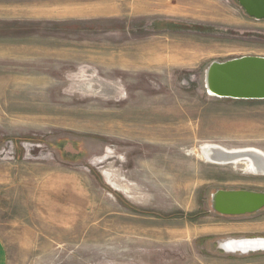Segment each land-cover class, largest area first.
<instances>
[{
	"label": "rangeland",
	"instance_id": "rangeland-1",
	"mask_svg": "<svg viewBox=\"0 0 264 264\" xmlns=\"http://www.w3.org/2000/svg\"><path fill=\"white\" fill-rule=\"evenodd\" d=\"M241 11L234 0H0L6 264H264V252L218 248L264 238V209L211 208L219 190L264 193V174L194 153L264 154V101L205 89L212 62L264 58V21Z\"/></svg>",
	"mask_w": 264,
	"mask_h": 264
},
{
	"label": "water",
	"instance_id": "water-1",
	"mask_svg": "<svg viewBox=\"0 0 264 264\" xmlns=\"http://www.w3.org/2000/svg\"><path fill=\"white\" fill-rule=\"evenodd\" d=\"M244 14L264 21V0H234ZM205 89L209 96L218 99L264 101V58L241 57L225 62H212L205 71ZM243 159L246 156H241ZM231 161H226L228 163ZM212 211L221 216L251 215L264 209V193L246 190H219L211 196ZM235 240L232 246L247 247L246 252L229 253L222 243ZM218 245L225 253L246 255L264 252V238L229 239ZM244 241L245 244L240 243Z\"/></svg>",
	"mask_w": 264,
	"mask_h": 264
},
{
	"label": "bare ground",
	"instance_id": "bare-ground-1",
	"mask_svg": "<svg viewBox=\"0 0 264 264\" xmlns=\"http://www.w3.org/2000/svg\"><path fill=\"white\" fill-rule=\"evenodd\" d=\"M194 153L197 156H199L202 160L212 163V164H216V165H240L241 164L245 167L247 171H250L251 173L264 174V154L261 151L254 149V148H247V149H242V150H227L225 148H222L216 145H204L200 147L199 150ZM241 156H246V157L241 159L242 158ZM228 160L231 161V163L230 162L226 163V161ZM128 234H130V232H128ZM134 236H135V233H134ZM140 241L138 240V242ZM234 241L235 240L226 241L221 244L222 245L221 247L229 253L246 252L247 247H239V250H238L236 246H232V244H235ZM126 242H125V245H126ZM241 242L242 244H245L244 241H240V243ZM254 246L255 247H251L250 249H255L256 247H261V246L264 247V245L257 246L256 243L254 244Z\"/></svg>",
	"mask_w": 264,
	"mask_h": 264
},
{
	"label": "crops",
	"instance_id": "crops-1",
	"mask_svg": "<svg viewBox=\"0 0 264 264\" xmlns=\"http://www.w3.org/2000/svg\"><path fill=\"white\" fill-rule=\"evenodd\" d=\"M241 12L243 13L244 18H249V17H247V16L244 14L243 11H241ZM249 19H251V18H249ZM251 20H253V19H251ZM257 22H258V21H257ZM259 22H261V21H259ZM0 264H6L5 253H4V250H3V248H2L1 245H0Z\"/></svg>",
	"mask_w": 264,
	"mask_h": 264
}]
</instances>
